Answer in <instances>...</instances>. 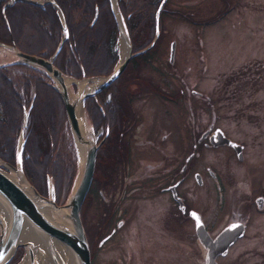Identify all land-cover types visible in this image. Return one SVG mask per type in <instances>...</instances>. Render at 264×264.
<instances>
[{
	"label": "flooded vegetation",
	"instance_id": "af4514ba",
	"mask_svg": "<svg viewBox=\"0 0 264 264\" xmlns=\"http://www.w3.org/2000/svg\"><path fill=\"white\" fill-rule=\"evenodd\" d=\"M1 1V13L6 5L27 1L40 8L50 5L59 19L54 0ZM167 1L162 3L161 11L165 10ZM197 21L192 19L188 23L205 24ZM45 26L41 22V27ZM170 41L161 53L158 50L155 56L139 58L142 65L146 64L164 78V84L167 78L179 75L175 46L169 56ZM129 59L117 77L121 78L129 62L138 66L137 60ZM8 67L23 68L22 65L4 66ZM137 73L126 80V86L122 87L119 79L118 91L113 86L104 89L116 77L82 100L87 118L85 109L90 107L85 106L87 100H92L100 111V116L96 115L93 124L90 123L97 146L91 178L78 210L88 263L205 264L210 239L221 228L237 222L242 224V234L227 245V252L247 227V215L242 216L240 212L247 208L262 211L264 207V187L245 191L246 197L238 198L244 192L240 184L248 182L238 175L246 170L247 146L225 121L227 117L234 122L238 120L240 114L227 110L238 111L242 104L248 105L253 89H192L185 81L182 88L165 89L163 84L162 88L157 85L155 89H147L144 81L147 76ZM74 78L88 76L81 74ZM15 88L21 89V86ZM115 94H121L123 101L115 102ZM219 131L240 147L225 142L213 144L211 140L218 138L215 134ZM249 182L252 183L250 179ZM258 197H261L259 208ZM55 200L61 203L59 198ZM215 214L221 218L213 226L211 216ZM125 224L126 232L116 236ZM136 225L141 229L135 228ZM18 249L23 251L21 247ZM226 252L214 256L215 264Z\"/></svg>",
	"mask_w": 264,
	"mask_h": 264
},
{
	"label": "trees",
	"instance_id": "16d2710c",
	"mask_svg": "<svg viewBox=\"0 0 264 264\" xmlns=\"http://www.w3.org/2000/svg\"><path fill=\"white\" fill-rule=\"evenodd\" d=\"M158 1L116 0L132 51L144 47L151 40L153 14ZM54 2L62 13L68 33L61 48L54 55L52 63L65 74L69 73L76 78L81 74L84 76L108 74L119 57L113 49L117 31L108 1L54 0ZM1 4L0 0V8ZM94 7L97 14L91 23ZM75 10L77 12L74 14ZM161 12L160 10L158 13V36L155 43L143 53L131 57L129 61L148 57L154 51L155 44L160 38ZM41 22L46 24L44 28L41 27ZM60 27L55 9L48 4L40 8L38 4L16 1L4 6L2 13L0 9V42L9 43L12 40L16 48L29 54L52 55L61 38ZM8 65H22L25 72L20 74L21 89L17 90L4 65H0V159L14 164V147L21 124L22 107L26 108L31 99L23 129L21 169L30 184L43 195L45 175H50L55 198L61 199L67 192L75 171V160L68 169L65 165L62 168V164L55 159L56 154L50 161L58 134L66 125L61 100L51 86V81L42 71L21 63ZM119 79L117 77L113 84L104 89H109L110 86L118 89ZM115 96L117 97V94ZM114 101L118 102V97ZM85 106L88 107L85 109L88 120L93 124L95 116H100V111L92 104V100H87ZM20 254L21 251L18 249L8 264H14Z\"/></svg>",
	"mask_w": 264,
	"mask_h": 264
},
{
	"label": "rangeland",
	"instance_id": "374dc122",
	"mask_svg": "<svg viewBox=\"0 0 264 264\" xmlns=\"http://www.w3.org/2000/svg\"><path fill=\"white\" fill-rule=\"evenodd\" d=\"M192 19L205 24L193 26L188 23ZM159 29V45L147 58L158 54V50L161 53L167 41L174 40L179 64L178 77L167 78L164 84V78L146 67V64L142 65L138 58V66L130 62L125 66L126 70L119 84L126 86V80L135 76L138 67L137 75L147 76V80L144 79L147 89H155L157 85L162 88L163 84L165 89L182 88L184 81L190 84L192 89H253L248 97L250 104H242L238 111L233 108L227 110L240 114L238 120L234 122V119L227 117L225 121L231 131L236 132L247 146L244 161L246 170L238 175L241 180L248 179V182L240 184L244 192L240 193L238 198H245V191L250 189L260 187V190L264 187V0H168L165 10L161 12ZM115 51L119 56V38L115 42ZM13 57L15 56L10 50L0 46V64ZM151 64L158 67L155 62ZM5 71L13 84L19 87V74L25 72V69L8 67ZM69 85L72 93L79 92L77 81H70ZM117 97L119 101H123L121 94ZM243 101L245 102L244 97ZM218 111L220 112V109ZM82 113L84 118V112ZM246 132L248 134L244 135ZM58 135L50 161L56 154L55 159L62 164V168L65 165L68 169L74 160L76 164V150L67 123ZM4 170L12 173L8 167ZM243 213L247 215L246 230L242 237L229 247L225 255L218 257V264H264V207L262 211L243 209L240 214L243 216ZM211 218L215 226L221 216L215 214ZM134 227L141 229L139 225ZM124 232L126 224L116 236ZM22 254L23 251L20 257ZM20 257L14 264L21 263L23 258Z\"/></svg>",
	"mask_w": 264,
	"mask_h": 264
},
{
	"label": "water",
	"instance_id": "95a60500",
	"mask_svg": "<svg viewBox=\"0 0 264 264\" xmlns=\"http://www.w3.org/2000/svg\"><path fill=\"white\" fill-rule=\"evenodd\" d=\"M111 15L113 17L117 36L122 37L126 43V52L122 58H118L111 71L103 76H96L100 80L90 90H81L72 93L70 81H77L74 77L63 73L52 63V57L60 48V39L52 55L48 58L29 54L20 51L13 42L2 43L0 46L10 50L15 57L3 62L8 65L21 63L34 67L42 71L49 79L53 89L58 94L63 106L66 123L71 133L73 146L76 150L75 171L71 184L66 194L61 198V203L54 200V188L52 178L45 175V195L40 194L32 184L26 179L21 169V151L24 143L23 129L26 123L28 108L31 106V99L26 108H22L20 128L14 147V164H10L0 159V203L5 209V214H0V264H6L13 256L17 247H21L26 264H34L33 242L30 239H21L20 231L24 225L32 229L33 233L42 240V251L50 258L53 264H66L61 260L60 254L52 246L51 239L60 243L72 258L73 264H89L88 250L84 233L79 219V206L88 187L94 162V154L97 144L94 142L92 126L84 113H82L81 127L78 118L74 113L76 103L85 97L92 95L107 84H109L122 71L128 59L141 53L150 47L158 36V13L164 0H160L154 10L153 35L151 40L142 48L132 51L129 36L125 28L122 16L118 10L116 0H107ZM52 4L56 7L54 2ZM58 13L61 33L66 34V27L62 21V15L56 7ZM96 7H94L92 22L96 17ZM121 19V24L118 20ZM174 41L169 43V56L172 55ZM89 78V77H88ZM86 78V79H88ZM93 78V77H92ZM69 80V81H68ZM216 140H211L213 144L227 143L231 146L240 147V144L230 141L222 132L215 134ZM239 157V155H238ZM12 170V173L19 174L22 180L15 181L7 176L5 168ZM261 197L256 198V204L260 207ZM60 202V201H59ZM242 234V224L237 222L227 224L210 239V246L207 247L205 264H215L214 256L224 254L227 245L237 236ZM18 263V262H17Z\"/></svg>",
	"mask_w": 264,
	"mask_h": 264
},
{
	"label": "bare ground",
	"instance_id": "6f19581e",
	"mask_svg": "<svg viewBox=\"0 0 264 264\" xmlns=\"http://www.w3.org/2000/svg\"><path fill=\"white\" fill-rule=\"evenodd\" d=\"M94 20L91 23H93ZM118 20H119V22L121 24V19H120L119 15H118ZM62 21L64 22L65 27H66V34L62 36V38H61L62 39L61 44H62L64 38L67 35V26H66V23H65L64 18H62ZM119 42H120V48H121L119 57L122 58L125 55V52H126V43H125V41L123 40L122 37H119ZM4 66H7V65H4ZM99 80H100V78H98L96 76L95 77L94 76H91L88 79H80V80H77V85L80 87V90L79 91H81V90H83V91L84 90H90L91 88H93L96 85V83ZM82 112H83L82 111V100L81 101L79 100L76 103L75 107H74V113H75L76 117L79 120L80 127H81ZM5 172H6L7 176L10 177L12 180H15V181L22 180V177L19 174L8 173L7 171H5ZM53 188H54V185H53ZM54 200H55V191H54ZM0 214L1 215H4L5 214V209L3 208V206H2L1 203H0ZM20 238L21 239H30L33 242V253L32 254H33L34 264H53L52 261L50 260V258L44 253V251H42V240L33 233L32 229H30L29 227H27L26 225H24L22 227L21 231H20ZM51 241H52V246L54 247V249L56 250V252H58V254H60L59 256H60L61 260L64 261L66 264H73L71 256L64 249V247L60 243L56 242L53 239H51ZM15 252H16V250H15ZM11 258L9 259V261L11 260ZM8 262L6 264H8ZM25 262H26V260L23 257V259H22V261H21L20 264H26Z\"/></svg>",
	"mask_w": 264,
	"mask_h": 264
},
{
	"label": "snow or ice",
	"instance_id": "6c2138e0",
	"mask_svg": "<svg viewBox=\"0 0 264 264\" xmlns=\"http://www.w3.org/2000/svg\"><path fill=\"white\" fill-rule=\"evenodd\" d=\"M196 214L195 213H193V216H195Z\"/></svg>",
	"mask_w": 264,
	"mask_h": 264
}]
</instances>
